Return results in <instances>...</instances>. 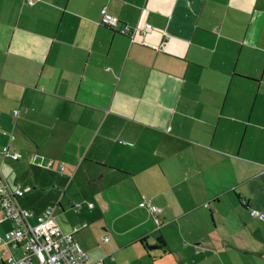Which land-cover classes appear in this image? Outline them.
I'll return each mask as SVG.
<instances>
[{
    "label": "crops",
    "instance_id": "crops-1",
    "mask_svg": "<svg viewBox=\"0 0 264 264\" xmlns=\"http://www.w3.org/2000/svg\"><path fill=\"white\" fill-rule=\"evenodd\" d=\"M33 1L0 0V152L19 155L0 169L31 188L20 206L87 224L94 261L264 264V0Z\"/></svg>",
    "mask_w": 264,
    "mask_h": 264
},
{
    "label": "built area",
    "instance_id": "built-area-1",
    "mask_svg": "<svg viewBox=\"0 0 264 264\" xmlns=\"http://www.w3.org/2000/svg\"><path fill=\"white\" fill-rule=\"evenodd\" d=\"M28 3L33 4L34 1L28 0ZM100 24L114 29L119 27L120 20L104 11ZM149 28H152L151 24L146 25V29ZM119 31L128 35L132 42L144 32L139 27L127 25ZM10 140L14 141L15 136L11 135ZM0 153L15 161L19 159V155L12 152L9 146H5ZM30 191L31 188H23L20 184L13 188L0 169V222L9 220L13 223L8 232L0 235V246L5 247L8 252L5 264H107L105 259L91 260L88 253L74 239V235L87 227V224L76 227L72 233H65L56 222L53 207L47 208L39 215L23 209L19 200ZM242 204L248 206L247 201ZM151 210L157 212L158 209L151 206ZM250 211L253 217L264 222L263 212L251 207ZM33 218L35 222L32 221ZM156 223L162 224L159 219H156ZM109 258L114 260L112 255Z\"/></svg>",
    "mask_w": 264,
    "mask_h": 264
},
{
    "label": "rangeland",
    "instance_id": "rangeland-1",
    "mask_svg": "<svg viewBox=\"0 0 264 264\" xmlns=\"http://www.w3.org/2000/svg\"><path fill=\"white\" fill-rule=\"evenodd\" d=\"M75 211H76V210H75ZM70 214L72 215V214H74V213L72 212V213H69V215H70ZM71 215H70V216H71ZM63 217H64V216H63ZM67 217H68V215H67ZM58 221H62V218H59ZM99 244H100V246L103 245L101 239L99 240ZM116 256H117V255H115V258H116ZM145 264H146V262H145Z\"/></svg>",
    "mask_w": 264,
    "mask_h": 264
},
{
    "label": "water",
    "instance_id": "water-1",
    "mask_svg": "<svg viewBox=\"0 0 264 264\" xmlns=\"http://www.w3.org/2000/svg\"><path fill=\"white\" fill-rule=\"evenodd\" d=\"M160 247L158 245L149 246L150 250L159 249Z\"/></svg>",
    "mask_w": 264,
    "mask_h": 264
},
{
    "label": "trees",
    "instance_id": "trees-1",
    "mask_svg": "<svg viewBox=\"0 0 264 264\" xmlns=\"http://www.w3.org/2000/svg\"><path fill=\"white\" fill-rule=\"evenodd\" d=\"M102 18V17H101ZM120 20V19H119ZM101 21V20H100ZM111 29V28H110ZM125 35V34H124Z\"/></svg>",
    "mask_w": 264,
    "mask_h": 264
}]
</instances>
